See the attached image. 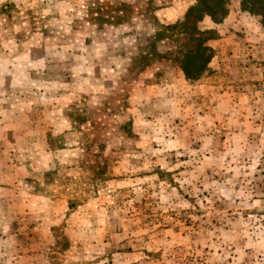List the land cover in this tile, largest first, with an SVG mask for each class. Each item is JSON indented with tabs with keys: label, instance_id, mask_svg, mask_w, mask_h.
Wrapping results in <instances>:
<instances>
[{
	"label": "rangeland",
	"instance_id": "obj_1",
	"mask_svg": "<svg viewBox=\"0 0 264 264\" xmlns=\"http://www.w3.org/2000/svg\"><path fill=\"white\" fill-rule=\"evenodd\" d=\"M195 3L0 0V264H264V24L191 83Z\"/></svg>",
	"mask_w": 264,
	"mask_h": 264
},
{
	"label": "trees",
	"instance_id": "obj_2",
	"mask_svg": "<svg viewBox=\"0 0 264 264\" xmlns=\"http://www.w3.org/2000/svg\"><path fill=\"white\" fill-rule=\"evenodd\" d=\"M231 0H196L191 6L183 21L167 27L166 32H157L156 40L174 38L184 40L183 48L178 54L180 68L185 79L191 83L197 82L210 71V64L215 50L209 45L211 40L217 39L215 29L201 30L199 24L209 17L215 25H220L229 16ZM241 10L257 17L264 24V0H241ZM193 48H186L191 46Z\"/></svg>",
	"mask_w": 264,
	"mask_h": 264
},
{
	"label": "crops",
	"instance_id": "obj_3",
	"mask_svg": "<svg viewBox=\"0 0 264 264\" xmlns=\"http://www.w3.org/2000/svg\"><path fill=\"white\" fill-rule=\"evenodd\" d=\"M228 17H231V18H232V13H231V15H229ZM228 17H227V19H228Z\"/></svg>",
	"mask_w": 264,
	"mask_h": 264
}]
</instances>
